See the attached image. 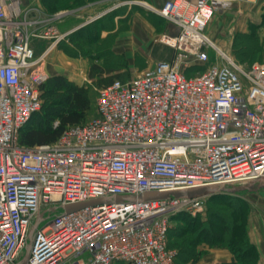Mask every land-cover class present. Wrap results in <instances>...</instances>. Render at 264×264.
<instances>
[{
  "label": "built area",
  "instance_id": "1",
  "mask_svg": "<svg viewBox=\"0 0 264 264\" xmlns=\"http://www.w3.org/2000/svg\"><path fill=\"white\" fill-rule=\"evenodd\" d=\"M32 9L0 0V264L27 247L24 264H178L173 216L202 212L214 193L171 192L264 179V60L245 66L212 41L214 0H164L172 59L103 85L95 116L54 142L24 145L46 79L47 50L32 41L66 34Z\"/></svg>",
  "mask_w": 264,
  "mask_h": 264
},
{
  "label": "rangeland",
  "instance_id": "2",
  "mask_svg": "<svg viewBox=\"0 0 264 264\" xmlns=\"http://www.w3.org/2000/svg\"><path fill=\"white\" fill-rule=\"evenodd\" d=\"M37 1L39 0H21V6L34 8L32 9V12L29 14V16L42 18L44 23H55L58 21V19L57 17L55 18L54 15H56L58 11L60 12V10L64 11L71 8L73 9L78 6L71 3V8L57 10L53 9L56 0H40V6L42 9L38 10L36 6ZM120 2H124V5H121L118 8L119 14L124 15V18L120 19L119 21L120 32H122L124 29L129 28L133 20V22H135L134 25L137 27L139 26L140 28L145 25H149L151 32L149 35H145L144 38H155V40H158L163 39L165 35L166 37H169L171 35L175 36L177 34L178 30L176 29V27L167 19L160 16L157 13L156 8L151 7L145 0H120ZM108 22L109 20L104 19L101 24L100 22L98 23L96 29ZM67 25L68 23L66 25H64L63 23H58L57 34H63V30ZM261 27H263V29H261ZM54 29L56 30V28ZM89 29L90 27L89 25H87L82 30L72 32L68 35L65 34L55 43V46L53 48L51 47L50 50H48L49 52L44 57L42 62H47L52 56V53L55 54V56L56 53L60 54V58L57 56L59 58V64H64L72 58L88 57L90 60H92V64L89 69L84 70L76 68V75L74 73V76H72L74 71L70 69L66 72H63V75L66 76L70 81L78 85L89 86L90 90L94 94H96L97 90L102 87L101 84L104 79L103 76L100 75L102 69H108L111 66L113 68H123L128 62L134 61V67L132 68L133 71L127 73L128 78H131L140 73H147L150 69L153 68L154 64L156 63V59L154 58L155 54L151 55L148 54V52H142V49L136 46V48L132 46V48L128 47L126 50H121L122 48L119 47L121 43H119L118 45V47L120 48L119 52H121V54L115 55L114 53H112L111 55H109L107 53L109 52V48H106V44L108 43V41L100 38L98 31L99 29H97L95 33H89ZM249 29L250 33L247 35L240 34L234 31L233 44L230 49L235 58L238 61L242 62L245 66L250 65L254 60L264 59V24H250ZM172 30L174 31L173 34H171ZM52 40L48 41L50 42L49 44H52ZM146 40L147 39H145V41ZM211 53L212 52L210 50V55H212ZM201 67L202 66L195 67L194 69H189L186 71V73L191 74L195 71L201 70ZM42 73L46 75V78L50 75H53L49 72H46L47 74H45V71ZM232 194L237 196L228 199V201L224 203H218L217 205L228 207L229 203L236 204L239 208V212H241V214L238 215L237 219L241 223L242 227L245 226L246 228H248L250 222H254L256 220L264 221V186L259 187L255 190L241 191ZM208 208L210 209L209 206H206L202 212L196 214L199 217V220L202 221L209 218ZM227 210L230 211L229 209ZM175 224L176 222L172 221L171 226ZM214 247L226 248L222 245L209 247L206 244L199 243L197 249H203L205 253L209 248Z\"/></svg>",
  "mask_w": 264,
  "mask_h": 264
},
{
  "label": "crops",
  "instance_id": "3",
  "mask_svg": "<svg viewBox=\"0 0 264 264\" xmlns=\"http://www.w3.org/2000/svg\"><path fill=\"white\" fill-rule=\"evenodd\" d=\"M145 1L149 3L151 7L156 9L164 2V0ZM121 5H124V2H120V0H85L73 9L58 11L56 15H54L55 18L57 17L58 21L51 23V25L56 28L57 31L58 23H63L64 25L68 23L63 30V33H66L67 35L81 30L87 25L90 27L88 30L89 33H95V31L99 29L100 38L108 41L106 48H109V52H107L109 55L112 53L115 55L121 54V52H119L120 48H122L121 50H126L128 47L132 48V46H136L140 47L142 52H148V54L151 55L155 54L154 58L156 59V63L158 61L172 59L175 49H173L171 45L165 43L162 39L155 40V38H144L145 35L147 36L151 32L149 25L140 28L139 26H135V22L132 20V25L130 24L129 28L124 29L122 32L119 31V21L124 18V15H120L118 12V8ZM214 5L215 12L213 18L206 27V33L220 47L230 52L233 44L234 31L247 35L250 33V24H264V0H214ZM36 6L38 10L42 9L40 6V0L37 1ZM104 19L109 20V22L96 29L98 23L100 22L101 24ZM261 29H263V27H261ZM172 31L171 34L174 33V31ZM173 36L174 35H171L169 37ZM164 37H166V35ZM145 39L147 40L145 41ZM50 40H52V38L46 37L33 39L32 46L34 47L37 56L43 54L46 50L47 55L49 52L48 50L55 46L56 42L53 41L54 39L52 40V44H49L50 42L48 41ZM138 40H140L141 43ZM119 43L121 44L119 45ZM57 56L60 58L59 53H56V56L52 53V56L47 62L41 61L39 64L40 70H42V72L45 71V74H47L46 72H49L54 75L64 74L63 72L71 69L74 71L72 75L74 76V73L76 75V68L87 70L92 64V60L88 57L72 58L64 64H59V58ZM133 67L134 61L128 62L123 68H113L111 66L108 69H102L100 75L103 76L104 79L101 85L108 84L115 78L121 80L129 79L127 73L133 71ZM248 234L250 240L258 250V264H264V221L256 220L250 222ZM231 257L232 254L227 248L214 247L209 248L196 262H187L185 264H216L229 261Z\"/></svg>",
  "mask_w": 264,
  "mask_h": 264
},
{
  "label": "trees",
  "instance_id": "4",
  "mask_svg": "<svg viewBox=\"0 0 264 264\" xmlns=\"http://www.w3.org/2000/svg\"><path fill=\"white\" fill-rule=\"evenodd\" d=\"M84 1L56 0L53 9L71 8V3L79 5ZM40 90L41 109L34 114L30 123L21 129L19 135L21 144L52 143L68 125L84 123L96 114L98 90L94 94L89 86L78 85L63 74L48 76L40 85ZM234 196L237 195L212 194L206 204L210 207L209 218L202 221L197 215L188 213L173 216L176 224L170 227L168 245L176 249L178 264L199 260L204 253L203 249H197L199 243L209 247L222 245L231 252L232 257L229 261L216 264H258V250L249 238L248 228L242 227L237 219L241 214L237 205L234 203H229L228 207L217 205Z\"/></svg>",
  "mask_w": 264,
  "mask_h": 264
},
{
  "label": "water",
  "instance_id": "5",
  "mask_svg": "<svg viewBox=\"0 0 264 264\" xmlns=\"http://www.w3.org/2000/svg\"><path fill=\"white\" fill-rule=\"evenodd\" d=\"M262 186H264V179L261 178V179H257V180H253V181H243V182L232 183V184H216V185H209V186H205V187H201V188L188 189V190H182V191H174V192H171V194H173L175 196H179V195H184V194H195V193L200 192V191H211L213 193H237V192H241V191L255 190V189L262 187ZM162 196H164V193H150V194L143 195V198L151 199V198H158V197H162ZM105 200L110 201L109 199L100 198V199L92 200V201H89L86 203L64 205V206H61V208L64 211L69 212V211L78 209L84 205L101 203ZM111 200L119 201V200H121V197L120 196H113ZM36 224L37 223L34 224L33 228L36 227ZM28 250H29V247L26 248V252H25L24 256L22 257V259L17 264H24L25 263V261L28 258Z\"/></svg>",
  "mask_w": 264,
  "mask_h": 264
},
{
  "label": "bare ground",
  "instance_id": "6",
  "mask_svg": "<svg viewBox=\"0 0 264 264\" xmlns=\"http://www.w3.org/2000/svg\"><path fill=\"white\" fill-rule=\"evenodd\" d=\"M166 38V40H169L170 42H172L173 40L171 39V38H169V37H165Z\"/></svg>",
  "mask_w": 264,
  "mask_h": 264
}]
</instances>
